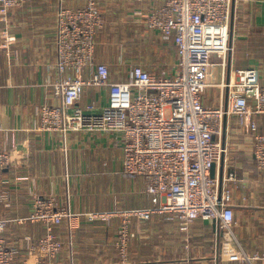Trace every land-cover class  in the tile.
I'll list each match as a JSON object with an SVG mask.
<instances>
[{"label":"crops","instance_id":"crops-1","mask_svg":"<svg viewBox=\"0 0 264 264\" xmlns=\"http://www.w3.org/2000/svg\"><path fill=\"white\" fill-rule=\"evenodd\" d=\"M97 1L105 23L97 36L96 59L109 65L113 80L128 78L134 63L153 74L175 71L179 55L173 37L148 25L149 15L165 0ZM87 2L32 0L6 16L0 14V150L24 151V158L0 175V218L11 219L6 242L18 249L13 264H29L31 245L45 233L40 222L17 220L31 212L38 194L55 196L75 213L71 222L60 225L64 244L47 264H246L237 261V250L264 254V171L253 157L254 137L239 128L236 117H226L221 132L214 135L227 147L215 164L214 177L220 193L231 194L233 235L224 236L213 221L202 219L184 230L171 213L158 212L149 220L132 219L135 236L123 261L117 245L121 218H86L87 211L151 205L145 179L123 169L124 149L117 132L41 128L43 105L60 101L53 95L59 77L60 6ZM230 44L226 65L213 61L208 67L203 95L207 103L219 102L218 85L236 79L237 69L255 66L264 82V0H234ZM90 71L87 68L85 75ZM108 94V88L86 86L80 104L96 101L103 106ZM223 98L226 104V94ZM255 119L264 131V113H256Z\"/></svg>","mask_w":264,"mask_h":264},{"label":"built area","instance_id":"built-area-1","mask_svg":"<svg viewBox=\"0 0 264 264\" xmlns=\"http://www.w3.org/2000/svg\"><path fill=\"white\" fill-rule=\"evenodd\" d=\"M32 0H0V14ZM234 0H165L148 18V25L165 37H173L179 60L174 72L163 69L153 74L139 63L130 67V75L113 80L105 62L96 59L98 33L105 20L97 0L84 6L61 5L58 12V79L53 95L59 102L41 108V128L67 133L71 130L114 131L124 149L123 169L141 176L151 205L116 207L85 212L89 221L120 217L117 245L127 259L133 218L151 219L154 213L168 212L181 229L202 219L217 220V229L233 235L234 209L229 191L220 193L219 183L211 175L213 163L227 151L214 138L222 130L226 117H236L239 128L254 137L253 157L264 171V131H259L256 113H264V82L255 66L237 69L234 80L219 85L217 104L204 101L208 67L212 55L226 65L232 50L231 16ZM87 68L90 74L85 75ZM86 86L108 88V101L81 105ZM226 94V104L224 95ZM24 158L20 148L0 150V175ZM1 190V188H0ZM0 192V200H1ZM31 212L21 222H40L44 235L30 247L26 262L47 264L60 253L64 241L59 227L71 222L75 213L53 195L33 197ZM9 218H0V264H13L18 253L5 237ZM70 238L72 232L70 230ZM237 261L264 264V254L236 251Z\"/></svg>","mask_w":264,"mask_h":264},{"label":"rangeland","instance_id":"rangeland-1","mask_svg":"<svg viewBox=\"0 0 264 264\" xmlns=\"http://www.w3.org/2000/svg\"><path fill=\"white\" fill-rule=\"evenodd\" d=\"M222 59L220 58V57H218L217 55H215L214 54V56L212 57V62L213 61H221ZM216 67L214 66V69H215ZM217 69V68H216ZM216 81V79L215 78H213L212 79V82H215ZM94 222H96V221H94Z\"/></svg>","mask_w":264,"mask_h":264},{"label":"water","instance_id":"water-1","mask_svg":"<svg viewBox=\"0 0 264 264\" xmlns=\"http://www.w3.org/2000/svg\"><path fill=\"white\" fill-rule=\"evenodd\" d=\"M215 164H216V162L213 163L212 168H211V175H212V176H214V172H215ZM213 222H214L215 227L217 228V220H213Z\"/></svg>","mask_w":264,"mask_h":264}]
</instances>
